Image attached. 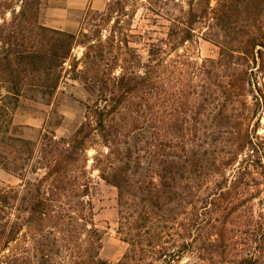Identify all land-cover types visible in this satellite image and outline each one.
Here are the masks:
<instances>
[{"label":"trees","instance_id":"trees-1","mask_svg":"<svg viewBox=\"0 0 264 264\" xmlns=\"http://www.w3.org/2000/svg\"><path fill=\"white\" fill-rule=\"evenodd\" d=\"M129 1L133 8L137 0H107L90 29L73 34L44 26L42 0H0V169L20 180L0 188V264H179L186 255L257 264L253 251L264 255V0H145L152 22L167 27L144 54L128 46ZM198 37L218 48L216 58L193 60L186 45ZM76 46L80 69L70 61ZM68 73L93 98L79 125L67 137L44 130L26 139L16 110L50 105ZM89 149L92 169L116 191L127 245L116 263L99 257ZM239 162L258 211L251 203L247 223L229 227L242 202L219 187L209 212L218 224L204 232V182H223ZM240 232L249 257L236 250Z\"/></svg>","mask_w":264,"mask_h":264},{"label":"rangeland","instance_id":"rangeland-1","mask_svg":"<svg viewBox=\"0 0 264 264\" xmlns=\"http://www.w3.org/2000/svg\"><path fill=\"white\" fill-rule=\"evenodd\" d=\"M107 0H42L40 21L44 26L62 30L65 32L77 34L79 31L87 32L91 27V12L102 11ZM128 16L124 18L132 35L128 39V46L136 49L139 53H145V45L152 41V38H160L164 35L167 23L161 19H157L155 23L152 22V14L145 9V0H137L134 4V9L127 3ZM139 35H142L140 38ZM193 60L198 63L203 59H214L217 57L218 48L210 42L198 37L194 42L186 45ZM84 49L81 46H76L72 50L71 60L78 61V68H81V59ZM69 62L64 67L68 71ZM93 98L88 94L84 85L79 80L72 78L70 73L65 74L58 89L55 92L54 98L50 105L33 104L30 102H22L20 107L16 110L14 121L16 124L22 126V134L26 139L32 141H39L40 136L47 132L58 137H67L79 125L85 112V105H90ZM264 125V119L261 121ZM260 129V133L263 132ZM246 153V152H245ZM94 150L87 151V171L90 173L95 182V189L92 193V201L94 203V224L102 231L103 238L99 257L110 263H116L126 250L127 245L121 240L117 232V211H116V191L115 188L106 185L98 177V172L92 169V156ZM247 166L241 162L235 163L227 171V174L222 182V179L215 175L211 181H205L203 185V208L202 223L203 231H208V226L213 224L217 227L218 219L216 215L212 214L210 219V211L215 210V206L219 203L220 188L229 189L234 196L231 199H236L242 202L241 211L243 215L239 217V223H229V227L234 230L238 229L240 223L243 225L247 223L249 217V207L251 203L254 204V211H258L256 206L257 199L250 201V195L254 194V190L248 189L244 186L246 183L236 171L246 169ZM250 169V168H249ZM41 170L36 173L29 172L27 178L33 179L41 175ZM20 180L0 169V188L17 187ZM222 185L220 186V184ZM218 187V188H217ZM237 219V220H238ZM241 225V226H242ZM234 241L236 242V250L239 255L249 257L252 249L248 250L249 237L244 233H234ZM217 229L214 228L211 240H217ZM254 255L259 257L257 264H264V255L256 248ZM179 264H209L205 260L197 259L193 255H186Z\"/></svg>","mask_w":264,"mask_h":264}]
</instances>
